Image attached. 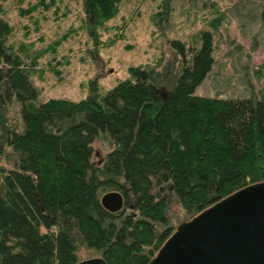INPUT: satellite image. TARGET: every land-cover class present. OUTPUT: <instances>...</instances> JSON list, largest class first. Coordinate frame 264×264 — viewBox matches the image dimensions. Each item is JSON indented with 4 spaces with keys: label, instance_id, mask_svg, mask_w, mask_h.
Wrapping results in <instances>:
<instances>
[{
    "label": "trees",
    "instance_id": "1",
    "mask_svg": "<svg viewBox=\"0 0 264 264\" xmlns=\"http://www.w3.org/2000/svg\"><path fill=\"white\" fill-rule=\"evenodd\" d=\"M68 1L80 7L81 26L28 51L10 44L15 28L0 0V264H79L82 250L106 264H148L175 231L171 203L190 221L264 182V96L195 95L214 62L212 31L220 20L212 19L211 31L199 32L188 55L171 43L169 69L132 68L106 92L93 83L78 102H41L32 77L65 64L55 56L70 35L84 31L94 49L103 47L100 33L121 0ZM63 2L15 0L13 6L31 21L50 9L55 16L64 10L65 18L70 11ZM46 55L51 60L39 63ZM16 107L20 121L13 125L6 116ZM100 140L111 151L99 161ZM7 155L12 162L3 165ZM109 192L123 198L118 213L101 206Z\"/></svg>",
    "mask_w": 264,
    "mask_h": 264
},
{
    "label": "rangeland",
    "instance_id": "2",
    "mask_svg": "<svg viewBox=\"0 0 264 264\" xmlns=\"http://www.w3.org/2000/svg\"><path fill=\"white\" fill-rule=\"evenodd\" d=\"M14 2L5 0V8L8 21L15 28L9 42L18 49L30 51V46L34 51L45 49L51 41L68 33L69 28L81 26V10L74 2L64 0L70 11L65 18H62L64 10L58 16L51 15V9L44 12L48 14H35L38 29L34 28L35 19L31 22L20 16ZM159 9L162 14L157 16ZM260 11L261 0H121L118 14L106 22L107 31L100 33L103 47L94 49L93 40L84 31L67 36L55 56L57 62L65 64L55 68V73L49 69L37 71L32 77L33 86L41 102L51 99L78 102L89 95L93 83L106 92L127 80L132 68L160 65L161 71L169 69L175 55L171 43L182 44L188 55L198 45L199 32L211 31L214 19L220 20L216 32L212 31L214 62L195 95L230 99L247 97L253 92L260 98L264 96V21ZM50 55L39 59V63L47 64ZM55 65L52 61L53 68ZM9 112L7 122L19 124V108H11ZM110 151L100 140L94 146V157L100 161ZM8 156L3 165H10ZM167 216L174 230L188 222L183 221V210L176 201L171 203ZM98 256L84 250L79 253L81 260Z\"/></svg>",
    "mask_w": 264,
    "mask_h": 264
},
{
    "label": "water",
    "instance_id": "3",
    "mask_svg": "<svg viewBox=\"0 0 264 264\" xmlns=\"http://www.w3.org/2000/svg\"><path fill=\"white\" fill-rule=\"evenodd\" d=\"M110 213L123 209L117 192L100 199ZM79 264H106L91 258ZM148 264H264V182L247 186L180 224Z\"/></svg>",
    "mask_w": 264,
    "mask_h": 264
}]
</instances>
